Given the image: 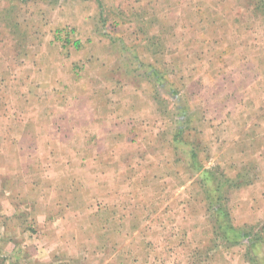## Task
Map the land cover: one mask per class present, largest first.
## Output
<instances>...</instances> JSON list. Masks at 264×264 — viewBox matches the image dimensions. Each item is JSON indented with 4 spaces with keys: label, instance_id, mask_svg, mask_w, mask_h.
<instances>
[{
    "label": "rangeland",
    "instance_id": "1",
    "mask_svg": "<svg viewBox=\"0 0 264 264\" xmlns=\"http://www.w3.org/2000/svg\"><path fill=\"white\" fill-rule=\"evenodd\" d=\"M0 264H264V0H0Z\"/></svg>",
    "mask_w": 264,
    "mask_h": 264
},
{
    "label": "trees",
    "instance_id": "2",
    "mask_svg": "<svg viewBox=\"0 0 264 264\" xmlns=\"http://www.w3.org/2000/svg\"><path fill=\"white\" fill-rule=\"evenodd\" d=\"M71 34H72V31H67L66 35H60V37L63 38L64 41H66V42L68 41V42H69V41L71 40L70 38L72 37ZM78 42H79V40H76L74 43L77 44ZM196 168H198V167H196ZM208 173H209V172H208ZM211 175H212V174H211ZM205 178L207 179V176H206ZM211 196H212V195H211ZM214 196H215V194H213V197H214ZM219 212H220L221 215L227 213V212H225V211L221 208V206H220V208H219ZM221 215H220V217L218 216L217 219H219V218H220V219L223 218ZM226 215H227V214H226ZM223 227H224L225 229L228 228L227 225H226V226H222V228H223ZM233 230H234V228H233ZM234 234H235L236 236H241V235H242V234H240V233L237 232V231H235ZM243 235H244V236H247L248 234L244 233Z\"/></svg>",
    "mask_w": 264,
    "mask_h": 264
}]
</instances>
